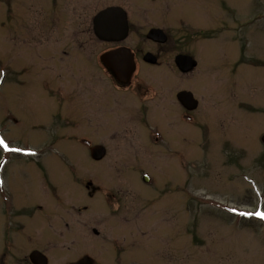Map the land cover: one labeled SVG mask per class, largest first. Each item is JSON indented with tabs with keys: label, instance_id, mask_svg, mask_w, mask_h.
Wrapping results in <instances>:
<instances>
[{
	"label": "rangeland",
	"instance_id": "obj_1",
	"mask_svg": "<svg viewBox=\"0 0 264 264\" xmlns=\"http://www.w3.org/2000/svg\"><path fill=\"white\" fill-rule=\"evenodd\" d=\"M110 7L129 16L125 45L149 49L162 27L172 41L155 52L198 66H141L153 100L118 93L91 123L68 122L91 87L110 101L97 58L112 45L92 28ZM182 90L196 112L181 111ZM0 138L23 149L0 147V264L31 237L19 225L54 205L113 222L102 264H264V220L239 215L264 212V0H0Z\"/></svg>",
	"mask_w": 264,
	"mask_h": 264
},
{
	"label": "flooded vegetation",
	"instance_id": "obj_2",
	"mask_svg": "<svg viewBox=\"0 0 264 264\" xmlns=\"http://www.w3.org/2000/svg\"><path fill=\"white\" fill-rule=\"evenodd\" d=\"M124 13L126 15L125 17L127 20L128 29L125 38H122L123 40L103 41L97 38L94 34V25L92 20L93 34L99 42L98 47L103 44L108 46L112 45L104 52L101 51L102 53H100L97 58V62L100 66L99 68L107 78L108 84L110 86V101H108L107 97H105L106 100L103 99L102 94L100 93V86H98V88L91 87L93 90H95L96 96L94 95L92 99H87L84 95V97L81 99L83 104L80 105V108L77 112L75 108L68 109L66 110L67 112L65 111L66 121L69 120L68 122H70L72 119L70 120L69 115L73 114L74 117H78V119H75V122H79L80 125L85 126L91 123L94 118H96L95 115L97 113L101 114L103 102L107 101L105 104H111L113 101H115L116 95H118V93L130 92L127 94H130L133 97L137 95L138 98L143 96L146 101L153 100L155 98V94L151 93L150 89L147 87V83L144 86L143 81L139 77V69L141 66L148 68H160L166 64L173 65V68L176 70L178 69L179 72L182 71L177 64V58L183 54H178L177 56L173 57V61L172 59L169 61V59L165 56L155 52L160 47H164L166 44L172 41L171 36L168 35L162 27L151 28L149 33L145 35L147 38V43L150 45L149 49H142L138 52L134 48L125 45L132 34V24L130 23L129 16L125 10ZM153 30H161L162 33L158 36L150 35V32ZM163 38L165 39V42L161 43ZM120 49L127 50L133 55L135 70L131 75L117 74L113 70V66L109 67L108 65L104 64L102 60L103 55L106 53ZM148 54H152L155 57V63L146 61V56ZM197 66L194 68V70L197 68ZM99 82L98 83L102 85V76L99 77ZM182 92L191 93V91L182 90L177 93L176 97L179 102V106L182 109L181 111L186 115L196 112L199 109L200 100H198V98H196L193 93L194 98L198 101V105L194 110H189L179 100V94ZM191 122L197 121L192 119ZM99 146L103 147V145ZM104 148L106 149L105 146ZM102 160L98 162H101ZM50 207L54 209H47L46 212L49 211V214L47 212V214L44 215L31 216V222H26L19 225L20 230H26L28 228L29 230H27V233H29L31 237L24 239L23 236L20 238L18 236L19 239L17 244L18 250L16 255V264H102L96 254V252L100 251L99 245H101V242L98 241V239L104 237L102 235L104 232L107 234L109 229H111V231L114 229L112 227L113 222H104L99 217H91L90 219L84 218V216H81L80 214L84 211L86 212L87 207H84L83 210H80V214L78 216L61 214L56 205ZM43 209L44 207L37 206V210L41 211L42 213L44 211ZM55 212L57 215L54 214ZM70 219H72V221H70ZM116 249L118 248H111L109 251H115ZM110 258H112V256H110ZM113 259L112 260L115 261L116 258Z\"/></svg>",
	"mask_w": 264,
	"mask_h": 264
},
{
	"label": "water",
	"instance_id": "obj_3",
	"mask_svg": "<svg viewBox=\"0 0 264 264\" xmlns=\"http://www.w3.org/2000/svg\"><path fill=\"white\" fill-rule=\"evenodd\" d=\"M125 13L118 7H110L99 12L93 19L94 33L97 38L103 41L123 40L127 34V20ZM161 30H153L150 35H161ZM150 37V36H149ZM119 38V39H115ZM155 38V37H154ZM165 39L161 40L164 43ZM104 64L109 67L113 66V70L117 74L131 75L135 70V63L132 54L127 50H117L103 55ZM146 61L155 63L156 59L152 54L146 56ZM177 64L183 73H188L197 66V62L190 56L181 55L177 58ZM179 100L189 110L197 107L191 93L182 92L179 94ZM106 155L104 147L97 146L92 149V157L96 161H100Z\"/></svg>",
	"mask_w": 264,
	"mask_h": 264
},
{
	"label": "snow or ice",
	"instance_id": "obj_4",
	"mask_svg": "<svg viewBox=\"0 0 264 264\" xmlns=\"http://www.w3.org/2000/svg\"><path fill=\"white\" fill-rule=\"evenodd\" d=\"M0 147H2L3 150L6 152H22L23 151V149H20V148L9 147V145L2 138H0ZM233 211H235V209H233ZM239 215L244 216V217L255 216L259 220H264V212L262 211H257L255 213H239Z\"/></svg>",
	"mask_w": 264,
	"mask_h": 264
}]
</instances>
